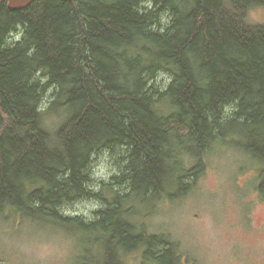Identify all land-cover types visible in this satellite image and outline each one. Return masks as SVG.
Here are the masks:
<instances>
[{
  "label": "trees",
  "instance_id": "obj_1",
  "mask_svg": "<svg viewBox=\"0 0 264 264\" xmlns=\"http://www.w3.org/2000/svg\"><path fill=\"white\" fill-rule=\"evenodd\" d=\"M264 0H34L0 5V213L90 238L75 264H181L175 241L133 220L147 204L202 173L225 129L263 164ZM167 74L164 86L156 76ZM51 98L43 107L46 92ZM231 108V109H228ZM227 110H230L227 112ZM46 114L58 117L50 129ZM121 147L111 180L90 190L95 154ZM171 194V193H169ZM100 197L86 221L61 207ZM0 264L1 261H0Z\"/></svg>",
  "mask_w": 264,
  "mask_h": 264
},
{
  "label": "rangeland",
  "instance_id": "obj_2",
  "mask_svg": "<svg viewBox=\"0 0 264 264\" xmlns=\"http://www.w3.org/2000/svg\"><path fill=\"white\" fill-rule=\"evenodd\" d=\"M255 23L264 22V8L249 12ZM167 74L159 73L156 83L167 84ZM45 93L43 107L51 98ZM231 109V108H228ZM230 110H227V112ZM58 117L46 114L44 123L52 129ZM225 142L218 141L203 155L202 173L182 196L177 189L162 194L157 200L135 202L133 220L151 233H162L175 241L181 264H264V198L257 184L263 164L237 147L239 134L225 129ZM122 149L103 150L89 165L91 191H104L110 199L111 189L121 192L123 185L111 180L120 173ZM111 183V189L104 184ZM123 192V190H122ZM100 197L67 202L61 209L68 216H81L86 221L103 209ZM90 238L84 232L33 221L13 211L0 213V261L2 264H75ZM138 257H129L137 264Z\"/></svg>",
  "mask_w": 264,
  "mask_h": 264
},
{
  "label": "water",
  "instance_id": "obj_3",
  "mask_svg": "<svg viewBox=\"0 0 264 264\" xmlns=\"http://www.w3.org/2000/svg\"><path fill=\"white\" fill-rule=\"evenodd\" d=\"M4 1L10 9L18 10L29 6L34 0H0V5Z\"/></svg>",
  "mask_w": 264,
  "mask_h": 264
}]
</instances>
